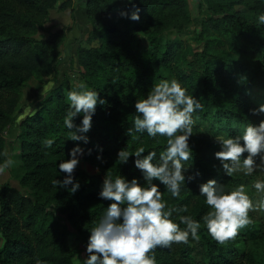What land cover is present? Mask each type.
Here are the masks:
<instances>
[{"label":"trees","instance_id":"1","mask_svg":"<svg viewBox=\"0 0 264 264\" xmlns=\"http://www.w3.org/2000/svg\"><path fill=\"white\" fill-rule=\"evenodd\" d=\"M59 1L0 0V162L4 161L6 146L3 133L15 122L23 88L34 79L59 77L56 63L65 32L59 31L48 40L36 38L51 11L67 9V2L58 6ZM181 1L184 0H134L141 17L135 22L118 14L133 10L127 0H85L93 28L88 43L98 45L78 49L82 69L79 75L106 103L97 105L92 128L86 133V145L69 140V131L63 124L68 101L61 86L52 90L39 111L21 124L18 140L22 142L27 173L20 181V189L6 184L0 190V264H36L37 260L44 264H73L75 253L69 248L73 233L85 253L88 231L110 203L98 196L104 177H140L132 163L134 157L121 165L118 151L126 148L134 154L137 148L144 147L145 154L159 153L167 146L164 137L128 134L133 127L136 100L144 98L160 80L177 79L204 105L193 116L189 143L194 159L187 165L190 174L199 171L196 179L200 183L209 179L230 181L217 173L216 167L212 169L214 160L210 154L218 150L214 145L217 136L240 134L249 122L258 124L264 119V115L250 112L264 104V24L258 19L264 14V0H228L231 8L210 16L195 35L194 39L203 44L197 53L188 50L183 42L163 44L155 35L149 37V49H143L138 32L145 12L154 6H179ZM242 5L248 13L235 10ZM72 14L75 16V10ZM185 16L189 18L186 12ZM81 119L75 118L74 123L78 125ZM195 135L213 142L202 151L193 143ZM49 138H54L55 143L46 148L43 142ZM76 144L81 145L88 160L97 161L100 155L107 163L96 175L76 168L74 177L81 187L71 194L55 187L52 181L66 175L60 174L56 165L69 158ZM195 187L185 188H191L190 193ZM169 195L166 192L163 196L169 207L188 208L187 212L173 213L176 222L181 215L200 220L209 210L205 203L198 204L189 195L179 203ZM198 236V240L190 236L188 243L158 246L154 250L156 264H256L249 246L264 232L261 224L251 221L235 238L219 243L201 221Z\"/></svg>","mask_w":264,"mask_h":264},{"label":"clouds","instance_id":"2","mask_svg":"<svg viewBox=\"0 0 264 264\" xmlns=\"http://www.w3.org/2000/svg\"><path fill=\"white\" fill-rule=\"evenodd\" d=\"M127 4L133 10L120 11L119 16L139 22L140 9L134 0H127ZM258 19L264 24V14ZM79 88L81 91L67 92L68 109L63 124L69 131V140L86 145L89 143L86 133L92 128L97 105L106 101L98 91L89 90L84 84ZM203 108L200 99L189 94L188 89L175 78L160 80L152 85L144 98L136 100L133 127L128 129V134L146 133L152 139L164 137L167 146L159 153L148 151L145 154L144 147L137 148L134 154L126 148L118 151L117 160L121 165L128 164L129 158L134 157L132 163L139 170L140 177L131 180L121 174L114 178L104 177L98 196L110 203L97 224L88 231L86 258L81 260V264H156L154 250L158 246L188 243L190 236L198 240L201 221L209 235L219 243L235 238L238 231L251 222L249 212L255 205L244 184L230 191L215 179L199 184L198 196L204 198L209 208L200 220L181 215L176 222L173 213L187 212V205L172 208L163 199L166 192L173 198L180 197L181 185L200 176L199 171L188 175L187 165L194 159L193 147L189 143L195 123L193 116ZM250 112L256 116L264 115V104ZM77 117H82L78 125L74 123ZM214 142L219 146L214 157L225 176L236 173L264 175V119L258 124L249 122L240 134L217 136ZM43 143L50 148L55 139L49 138ZM98 150L103 152L102 148ZM83 154L84 149L77 144L69 151V158L56 165L58 172L66 175L52 181L55 187L67 189L71 194L80 189L74 172ZM88 154L91 155V149ZM97 159L102 157L98 155ZM13 164L11 158L0 162V174ZM252 187L257 192H264V179H257ZM261 203L264 206V201ZM181 224L186 227L182 229ZM36 264L44 262L37 260Z\"/></svg>","mask_w":264,"mask_h":264},{"label":"rangeland","instance_id":"3","mask_svg":"<svg viewBox=\"0 0 264 264\" xmlns=\"http://www.w3.org/2000/svg\"><path fill=\"white\" fill-rule=\"evenodd\" d=\"M80 0H60L58 3L68 4L67 14H71L77 9ZM231 3L228 0H184L181 1L179 6H172L164 8L162 6H154L144 14V20L139 24L138 39L143 49H149V37L155 35L159 38L163 44L173 42H183L187 45L188 50L192 49L193 53H197L200 50L201 45L196 39L195 35H198L202 30L203 22L207 21L210 16L218 14L222 10H229ZM236 11L241 13H248L246 7L237 6ZM60 10H58L59 12ZM185 12L189 18H186ZM73 15V14H72ZM68 17V18H67ZM67 17H59L58 19H51L45 23L36 38L38 40H48L51 35L56 34L59 31H64V37L59 43L60 58L56 63V67L59 73L58 79L47 77L44 80H31L22 90V100L20 107L16 112L15 122L10 125L3 136L6 140L4 160L11 158L14 164L0 174V190L6 184H10L12 187L20 189V181L25 177L27 171L23 161L22 142L18 140L20 133V126L28 117L34 115L39 111L43 100L52 92V90L58 87H64V92L67 95L69 90L81 91L79 85L85 84L84 80L80 77L82 71L81 65L78 61L77 52L79 48L93 47L98 43H88L90 32L93 28L91 23L85 21L84 26L75 24L73 19ZM62 18V19H61ZM74 23H73V22ZM87 87V86H86ZM88 88V87H87ZM89 89V88H88ZM90 90V89H89ZM213 141H205L203 137L195 135L193 137V143L195 146L204 151L208 149V145ZM77 145V144H76ZM219 151V146L214 143ZM81 147V145L79 144ZM215 151V152H217ZM214 152V153H215ZM211 153V151H210ZM214 153H211V158L214 160V165L218 170L217 173L224 174L220 169L219 161L215 159ZM247 155V154H245ZM107 160H88L83 154L80 158L78 169L89 173L90 175L98 174L97 169L104 166ZM212 167V169H215ZM220 171V172H218ZM188 175H191L188 171ZM229 182H220L223 184L226 191L233 190L240 184L246 186V191L255 205L254 210L249 212L250 221L252 224L258 223L262 225L264 232V192H257L253 187V183L257 179H264V175H257L253 173L251 176H245L243 173H236L232 176H226ZM195 184V190L191 191V188H185L187 186L192 187ZM199 180L195 179L191 183L181 185V194L178 198H173L171 193L169 197L176 203L183 201L188 195L198 204H204V198L199 195ZM188 193V194H187ZM69 248L71 252H74L73 264H81V260L85 259V253L81 248V244L78 241L76 235L73 233L69 239ZM249 250L252 253L256 264H264V236L256 240L249 246Z\"/></svg>","mask_w":264,"mask_h":264},{"label":"crops","instance_id":"4","mask_svg":"<svg viewBox=\"0 0 264 264\" xmlns=\"http://www.w3.org/2000/svg\"><path fill=\"white\" fill-rule=\"evenodd\" d=\"M66 14H67V11H59V12H58V10L51 11L49 20H51L55 17H56L55 19H58L59 17H62V16L67 17L69 15V18H71V20L73 19L75 24H78L79 26H84L85 21L87 23H90V21L87 17V14H86L85 0L79 1L77 9H75V16H73L72 13L68 14V15H66Z\"/></svg>","mask_w":264,"mask_h":264}]
</instances>
